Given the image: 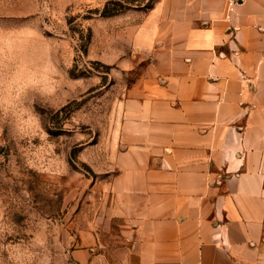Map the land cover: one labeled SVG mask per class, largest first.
Returning a JSON list of instances; mask_svg holds the SVG:
<instances>
[{"label":"crops","instance_id":"1","mask_svg":"<svg viewBox=\"0 0 264 264\" xmlns=\"http://www.w3.org/2000/svg\"><path fill=\"white\" fill-rule=\"evenodd\" d=\"M228 2L157 0L133 29L145 66L76 263L264 264V0Z\"/></svg>","mask_w":264,"mask_h":264},{"label":"rangeland","instance_id":"2","mask_svg":"<svg viewBox=\"0 0 264 264\" xmlns=\"http://www.w3.org/2000/svg\"><path fill=\"white\" fill-rule=\"evenodd\" d=\"M156 1L0 0V264H78L145 66L132 31Z\"/></svg>","mask_w":264,"mask_h":264},{"label":"built area","instance_id":"3","mask_svg":"<svg viewBox=\"0 0 264 264\" xmlns=\"http://www.w3.org/2000/svg\"><path fill=\"white\" fill-rule=\"evenodd\" d=\"M242 0H229L228 2V12L226 20L231 22L238 6L241 4Z\"/></svg>","mask_w":264,"mask_h":264},{"label":"trees","instance_id":"4","mask_svg":"<svg viewBox=\"0 0 264 264\" xmlns=\"http://www.w3.org/2000/svg\"><path fill=\"white\" fill-rule=\"evenodd\" d=\"M106 13L108 14V10L106 11Z\"/></svg>","mask_w":264,"mask_h":264}]
</instances>
